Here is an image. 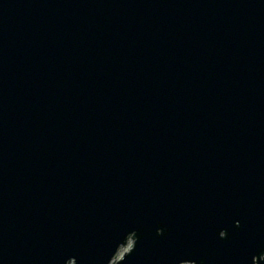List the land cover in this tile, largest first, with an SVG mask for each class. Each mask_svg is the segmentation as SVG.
Wrapping results in <instances>:
<instances>
[{"label":"water","instance_id":"water-1","mask_svg":"<svg viewBox=\"0 0 264 264\" xmlns=\"http://www.w3.org/2000/svg\"><path fill=\"white\" fill-rule=\"evenodd\" d=\"M0 264H264V0H0Z\"/></svg>","mask_w":264,"mask_h":264},{"label":"rangeland","instance_id":"rangeland-1","mask_svg":"<svg viewBox=\"0 0 264 264\" xmlns=\"http://www.w3.org/2000/svg\"><path fill=\"white\" fill-rule=\"evenodd\" d=\"M135 240H136L135 238L132 239V236L129 237V239H128L129 246L123 251V253L120 254V257L117 260H121L124 257L125 252H126V254H128L130 249H133Z\"/></svg>","mask_w":264,"mask_h":264},{"label":"bare ground","instance_id":"bare-ground-1","mask_svg":"<svg viewBox=\"0 0 264 264\" xmlns=\"http://www.w3.org/2000/svg\"><path fill=\"white\" fill-rule=\"evenodd\" d=\"M129 246V242L127 243V245H125L119 252L118 258L120 257V254L123 253V251Z\"/></svg>","mask_w":264,"mask_h":264}]
</instances>
